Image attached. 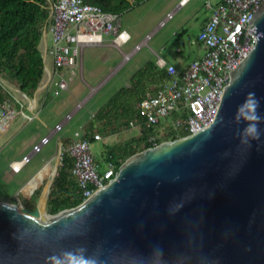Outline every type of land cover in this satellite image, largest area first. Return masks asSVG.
Here are the masks:
<instances>
[{
	"label": "water",
	"instance_id": "water-1",
	"mask_svg": "<svg viewBox=\"0 0 264 264\" xmlns=\"http://www.w3.org/2000/svg\"><path fill=\"white\" fill-rule=\"evenodd\" d=\"M246 29L256 43L209 127L131 155L92 196L49 214L59 141L36 207L0 201V264H264V121L251 138L236 119L249 93L264 117V2Z\"/></svg>",
	"mask_w": 264,
	"mask_h": 264
},
{
	"label": "built area",
	"instance_id": "built-area-1",
	"mask_svg": "<svg viewBox=\"0 0 264 264\" xmlns=\"http://www.w3.org/2000/svg\"><path fill=\"white\" fill-rule=\"evenodd\" d=\"M49 1L50 13L45 20L42 36L44 79L33 97L5 85L11 92L12 100L0 104V123L4 119H13L16 115H21L28 122L37 119L46 102L45 98L38 104L37 91H44L46 97L53 99L68 91L72 80L69 74L75 75L77 69L81 72L84 48L88 45H106L103 38L105 36L111 37L109 45L122 53V63L129 61L190 0H179L156 28L127 53L122 52L121 47L129 42L131 36L122 28V13L104 11L84 0ZM263 2L264 0H218L213 3L206 0L204 8L209 11V17L201 27L196 42L204 50L203 56L192 60L183 69L167 64L158 57L156 65L167 70L169 80L153 93H148L139 104L143 126L155 129L156 138L164 139L168 135L179 138L211 125L229 83L230 73L256 43V36L246 28ZM48 27L53 36L51 48L46 43ZM48 53L51 55L53 68L47 65ZM76 137L69 141L65 151L73 159L71 174L85 200L110 182L116 173V166L109 161L103 163V168L95 161L90 144L101 140L99 133L94 132L90 138L84 131L82 135L76 133ZM48 139L49 135L44 137L34 146L32 153L37 152ZM155 140V137H149L150 142L155 143ZM27 159L28 157H24L10 162L11 172H19Z\"/></svg>",
	"mask_w": 264,
	"mask_h": 264
},
{
	"label": "rangeland",
	"instance_id": "rangeland-1",
	"mask_svg": "<svg viewBox=\"0 0 264 264\" xmlns=\"http://www.w3.org/2000/svg\"><path fill=\"white\" fill-rule=\"evenodd\" d=\"M178 1L132 2L131 7L121 16L122 28L131 36V40L121 47V51L130 52L156 28L159 21L174 8ZM205 1L190 0L186 3L164 27L154 34L148 45L142 47L127 62L122 63L123 56L118 49L107 45L111 37H103L106 45L86 46L82 54L81 72L77 69L75 75L69 74L72 80L68 91L62 92L56 99H46L42 107V121L35 119L29 123L21 115H16L10 120L4 119L0 123V201L24 208L21 205L20 195L30 194L29 191L39 178L40 170L47 165L51 168L55 166L59 141L68 139L69 142L77 138L76 133L82 135L96 112L115 92L129 84L132 75L145 62L149 60L156 62L158 57H161L166 62L172 60L171 62L178 69H183L196 57L203 56L204 50L196 42L202 21L209 17V11L204 8ZM217 1L211 0L213 3ZM46 43L49 48L53 45L50 27L46 32ZM41 45L43 46V40ZM177 48L181 52H177ZM47 65L53 68L49 53ZM45 95V92L39 94L38 104L43 101ZM98 127L100 124H96L94 131L100 134L101 140L92 141L90 149L93 157L100 158L104 164L102 159L108 146H116L138 134L136 128L125 132H119L118 129L113 128L110 131L112 136L108 137V132L101 134ZM48 135V141L37 152L31 153L34 146ZM151 136L155 139L157 137L156 134ZM100 154H102L101 157ZM24 157L28 159L21 170L16 174L11 172L10 161H17ZM59 166L60 160L58 168ZM42 190L41 188L34 207L38 204ZM34 199H32L33 202Z\"/></svg>",
	"mask_w": 264,
	"mask_h": 264
},
{
	"label": "trees",
	"instance_id": "trees-1",
	"mask_svg": "<svg viewBox=\"0 0 264 264\" xmlns=\"http://www.w3.org/2000/svg\"><path fill=\"white\" fill-rule=\"evenodd\" d=\"M143 0H84L97 5L104 11L120 12L131 7L133 3ZM49 0H0V104L11 101V92L5 88L9 85L20 90L28 97H33L38 86L44 79V63L42 57V36L45 20L50 13ZM169 80L167 70L158 68L154 61H147L130 78L129 84L115 92L107 102L96 112L90 121L85 135L92 138L96 124H100L98 131L101 134L113 128L120 132L138 130V134L117 144L108 146L103 161L113 162L116 169L131 155L159 144L162 141L174 139L176 136L156 138L155 143L149 141L155 135L153 128L143 126V115L139 104L148 94L153 93ZM62 155L60 166L54 181L51 184L47 212L58 213L61 210L72 208L80 204L84 197L78 187L76 179L71 174L73 159L65 148L68 139H62ZM99 163L101 160H96ZM103 166V163H100ZM51 172L47 165L40 170L39 178L32 186V193L20 195L25 208L34 209V204L40 189ZM29 191V192H30ZM34 199V202L32 199Z\"/></svg>",
	"mask_w": 264,
	"mask_h": 264
},
{
	"label": "clouds",
	"instance_id": "clouds-1",
	"mask_svg": "<svg viewBox=\"0 0 264 264\" xmlns=\"http://www.w3.org/2000/svg\"><path fill=\"white\" fill-rule=\"evenodd\" d=\"M259 104L260 102L255 98V94L249 93L248 98L239 108L241 115L236 118L237 122L241 123L245 119L248 121L243 129V134L246 137L258 138L260 135L259 124L264 121V117H261L257 111Z\"/></svg>",
	"mask_w": 264,
	"mask_h": 264
},
{
	"label": "crops",
	"instance_id": "crops-1",
	"mask_svg": "<svg viewBox=\"0 0 264 264\" xmlns=\"http://www.w3.org/2000/svg\"><path fill=\"white\" fill-rule=\"evenodd\" d=\"M205 21H206V19H205L204 21H202V23H201V27L203 26V24H204ZM200 29H201V28H200ZM130 40H131V38H130ZM130 40H129V41H130ZM108 45H109V43H108ZM176 51H177V52H181V50L178 49V48L176 49ZM160 58H161V57H160ZM170 58H171V57H170ZM196 58H198V57H196ZM196 58H195V59H196ZM162 59H163V58H162ZM163 60H164V59H163ZM164 61H165V60H164ZM171 61H172V60H170V61H168V62L165 61V62H166L167 64H173V65H174V63H172ZM155 63H157V61H156ZM41 92H44V91H37V93H36V98H37V100H38V98H39V94H40ZM45 98L47 99V98H51V97H50V96H47V97H46V95H45ZM45 98H44V99H45ZM44 99H43V100H44ZM51 99H53V98H51ZM55 99H56V98H55ZM38 102H39V100H38ZM40 102H41V101H40ZM41 115H42V110L40 111V113H39V115H38V118H37L39 121H42V119H41ZM29 123H30V122H29ZM50 134H51V133H50ZM50 134H49V135H50ZM31 153H32V152H31ZM31 153H30V154H31ZM102 154H103V153H102ZM102 154H100V157H101ZM99 159H100V158H99ZM99 159H98V158H95V161H96V160H99ZM100 160H101V159H100ZM10 162H11V161H10ZM96 162H98V161H96ZM32 176H33V175H32ZM32 176H31V177H32ZM31 177H30V178H31ZM19 190H20V189H19ZM30 193H32V191H30Z\"/></svg>",
	"mask_w": 264,
	"mask_h": 264
},
{
	"label": "bare ground",
	"instance_id": "bare-ground-1",
	"mask_svg": "<svg viewBox=\"0 0 264 264\" xmlns=\"http://www.w3.org/2000/svg\"><path fill=\"white\" fill-rule=\"evenodd\" d=\"M54 169H55V166L53 165L52 168H51V172H50V174H49V176H48V178H47V181H46L45 184H44V187H45L46 183L50 180V178H52V177L55 176V171H54ZM44 187H43V188H44ZM43 188H42V189H43ZM43 203H44L43 201L40 202V206H41L40 208H42ZM40 215H41L42 217H46V218L48 217L47 215L45 216V214L43 213V211H41V214H40Z\"/></svg>",
	"mask_w": 264,
	"mask_h": 264
}]
</instances>
